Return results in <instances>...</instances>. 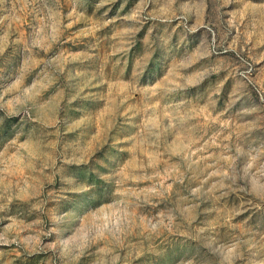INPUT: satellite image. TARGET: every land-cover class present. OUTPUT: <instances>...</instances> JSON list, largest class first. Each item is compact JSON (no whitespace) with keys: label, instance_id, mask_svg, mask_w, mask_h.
<instances>
[{"label":"rangeland","instance_id":"1","mask_svg":"<svg viewBox=\"0 0 264 264\" xmlns=\"http://www.w3.org/2000/svg\"><path fill=\"white\" fill-rule=\"evenodd\" d=\"M0 264H264V0H0Z\"/></svg>","mask_w":264,"mask_h":264}]
</instances>
